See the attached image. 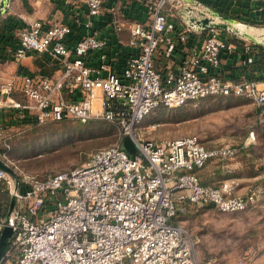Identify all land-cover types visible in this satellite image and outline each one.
<instances>
[{
    "label": "built area",
    "instance_id": "obj_1",
    "mask_svg": "<svg viewBox=\"0 0 264 264\" xmlns=\"http://www.w3.org/2000/svg\"><path fill=\"white\" fill-rule=\"evenodd\" d=\"M62 5L71 13L67 21L31 20L17 28L13 47L0 50L3 61L47 55L50 62L44 70L19 66L0 78V143L9 127L93 118L116 125L120 137L82 165L43 178L4 161L14 175L0 168L13 199L8 214H0V234L4 226L11 229L3 258L13 254L11 264H214L199 256L180 217L203 206L244 211L261 198L260 175L246 184L227 176L213 186L195 172L214 161L222 174L233 173L250 141L208 148L196 135L156 141L137 127L157 107L208 96L248 98L264 120V80L220 74L221 54L237 55L245 66L254 61L253 45L262 43L233 25L217 27L222 15L201 0H146L145 19L127 23L134 52L117 71L95 23L103 0ZM9 7L10 0L5 17H12ZM175 54L178 63L168 65ZM156 59L166 60L164 72ZM126 135L137 153L122 148Z\"/></svg>",
    "mask_w": 264,
    "mask_h": 264
},
{
    "label": "rangeland",
    "instance_id": "obj_2",
    "mask_svg": "<svg viewBox=\"0 0 264 264\" xmlns=\"http://www.w3.org/2000/svg\"><path fill=\"white\" fill-rule=\"evenodd\" d=\"M16 3L10 0V11L14 5V8H24L23 4ZM14 19L20 22L17 16ZM247 26L264 28V25ZM16 31L17 28L14 34ZM249 38L264 45V40L252 35ZM137 129L144 138L156 141L196 135L210 148L250 141L236 157L240 163L236 171L224 175L213 161L201 170V178L210 184H217L225 176L240 178L244 184L258 175L257 179L264 180V120L259 118L257 106L248 98L208 96L178 107L160 106L147 114ZM4 135L0 159L17 171L43 177L82 165L93 150L117 143L120 130L112 123L93 118L86 122L67 120L32 127L19 125L6 129ZM125 137L129 141L126 144L122 141V148L130 154L137 153L136 143ZM180 219L194 238L202 259H211L214 264H264V194L244 211L222 212L203 206L187 211ZM13 258V254L4 257L1 263L11 264Z\"/></svg>",
    "mask_w": 264,
    "mask_h": 264
},
{
    "label": "crops",
    "instance_id": "obj_3",
    "mask_svg": "<svg viewBox=\"0 0 264 264\" xmlns=\"http://www.w3.org/2000/svg\"><path fill=\"white\" fill-rule=\"evenodd\" d=\"M14 1L18 2L16 5L23 4L24 8H14V5L11 16L14 18L17 16L23 25L34 19L43 20L47 24L67 21L69 14H71L69 13L70 10L62 5V0H12V2ZM145 1L103 0L101 13L95 18V23L100 30L101 36L106 40V52L114 70H120L128 56L134 52V49L128 45L127 23L133 20L145 19L147 13L144 5ZM206 4L217 13H224L225 15L222 16L227 17L224 20L226 24L264 25V4L262 3H253L249 0H208ZM2 14H0V18H5V14ZM172 19L176 21L175 18ZM115 20L122 24L118 29L114 24ZM229 39L234 41L237 47L241 46L242 41L238 37L230 36ZM260 45L262 49L256 44L253 45L252 55L254 61L252 64L245 66L242 65L239 56L221 54L220 74L232 79L252 77L261 81L264 80V45ZM261 50L263 51V59L259 61V52ZM179 56V54H175L174 58L168 61L167 64L176 65L179 61ZM92 62L94 63L95 59H92ZM49 63L47 55L31 56L21 62L0 60V78L18 70L19 66H24L30 70H44L49 67ZM165 64L166 60L156 59V65L159 68H163V72L165 71ZM4 66H6L5 70H2ZM240 181L243 182L241 179ZM11 199L12 197L6 190L0 189V214H8Z\"/></svg>",
    "mask_w": 264,
    "mask_h": 264
},
{
    "label": "trees",
    "instance_id": "obj_4",
    "mask_svg": "<svg viewBox=\"0 0 264 264\" xmlns=\"http://www.w3.org/2000/svg\"><path fill=\"white\" fill-rule=\"evenodd\" d=\"M201 1L206 4L208 0H201ZM221 15H225V14L221 12ZM16 22L18 23V21H16L14 19V17L0 18V50L1 49H6L7 47H13L15 45V35H14L13 31H14L15 28H18L20 26H24L20 22L18 24ZM256 45L258 47H260V49H262V46L260 44H256ZM4 58L5 57L0 52V60H2ZM262 59H263V51L261 50L259 52V61H262ZM13 123H14V121L12 122V124ZM263 140H264V133H263ZM208 148H210V147H208ZM202 169L203 168L195 170L196 174L198 175V177L200 179V182L202 184H210V183H207L205 180H203L201 178L200 172H201ZM43 177H45V176H43ZM43 177H41V178H43ZM225 178H226V176H225ZM222 179H224V178H222ZM219 182L217 184H210V185L217 186L219 184ZM0 189L5 191L4 183L1 180H0ZM204 207H206V206H204Z\"/></svg>",
    "mask_w": 264,
    "mask_h": 264
},
{
    "label": "water",
    "instance_id": "obj_5",
    "mask_svg": "<svg viewBox=\"0 0 264 264\" xmlns=\"http://www.w3.org/2000/svg\"><path fill=\"white\" fill-rule=\"evenodd\" d=\"M9 0H0V14H2L4 12L5 9V4L8 2ZM221 19L224 21L227 19V17L225 16H221ZM208 22V19L204 18L200 21V23L202 25H205ZM217 27L220 28H225L226 27V23H217L215 24ZM129 138L125 137L123 138V142L126 144L128 143ZM0 168H3L5 171H7L8 173L14 175L12 169L2 160L0 159ZM13 205V199H11V203H10V208L9 211L11 210V207ZM11 236V229L8 226H4L1 230V234H0V261L2 260L8 245H9V239Z\"/></svg>",
    "mask_w": 264,
    "mask_h": 264
},
{
    "label": "bare ground",
    "instance_id": "obj_6",
    "mask_svg": "<svg viewBox=\"0 0 264 264\" xmlns=\"http://www.w3.org/2000/svg\"><path fill=\"white\" fill-rule=\"evenodd\" d=\"M215 20H219V18L215 17ZM234 28L236 29V31H240L243 35L250 34L259 40H264V28L247 26L240 23H235Z\"/></svg>",
    "mask_w": 264,
    "mask_h": 264
}]
</instances>
